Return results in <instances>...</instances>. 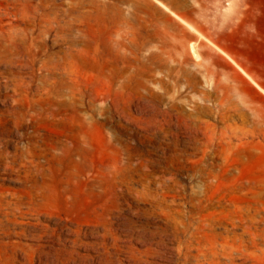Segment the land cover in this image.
<instances>
[{"label": "rangeland", "instance_id": "obj_1", "mask_svg": "<svg viewBox=\"0 0 264 264\" xmlns=\"http://www.w3.org/2000/svg\"><path fill=\"white\" fill-rule=\"evenodd\" d=\"M144 1L0 0V264H264L229 0Z\"/></svg>", "mask_w": 264, "mask_h": 264}, {"label": "crops", "instance_id": "obj_2", "mask_svg": "<svg viewBox=\"0 0 264 264\" xmlns=\"http://www.w3.org/2000/svg\"><path fill=\"white\" fill-rule=\"evenodd\" d=\"M220 27V56L234 61L237 97L264 114V0H229ZM223 15V14H222Z\"/></svg>", "mask_w": 264, "mask_h": 264}, {"label": "bare ground", "instance_id": "obj_3", "mask_svg": "<svg viewBox=\"0 0 264 264\" xmlns=\"http://www.w3.org/2000/svg\"><path fill=\"white\" fill-rule=\"evenodd\" d=\"M139 1H140V0H137V5H135V7L138 8V10H139V9H143V8L141 7ZM143 1H144V0H143ZM134 2H136V0H126V3H128L130 6H133V5H134ZM145 2L149 4V2H147V0H145L144 3H145ZM146 3H145V5H143L144 8L147 7ZM150 4H152V3H150ZM157 10H158V9H157ZM116 11H117V13H118L119 15H123V11H122L121 9L116 8ZM171 13H172V12H171ZM121 21H122V20H121ZM156 48L158 49L159 47H156ZM161 49H162V48H161ZM159 55H160V54H159Z\"/></svg>", "mask_w": 264, "mask_h": 264}]
</instances>
